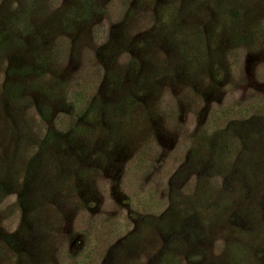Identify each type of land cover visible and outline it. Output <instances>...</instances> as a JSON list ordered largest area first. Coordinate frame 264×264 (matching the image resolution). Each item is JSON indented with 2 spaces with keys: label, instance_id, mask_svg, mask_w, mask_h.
I'll return each instance as SVG.
<instances>
[{
  "label": "rangeland",
  "instance_id": "374dc122",
  "mask_svg": "<svg viewBox=\"0 0 264 264\" xmlns=\"http://www.w3.org/2000/svg\"><path fill=\"white\" fill-rule=\"evenodd\" d=\"M0 264H264V0H0Z\"/></svg>",
  "mask_w": 264,
  "mask_h": 264
}]
</instances>
